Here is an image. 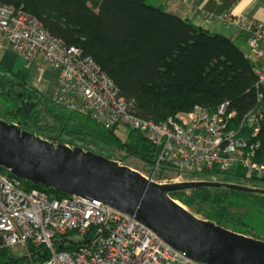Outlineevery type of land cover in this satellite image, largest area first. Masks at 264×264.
Masks as SVG:
<instances>
[{
    "label": "trees",
    "instance_id": "obj_1",
    "mask_svg": "<svg viewBox=\"0 0 264 264\" xmlns=\"http://www.w3.org/2000/svg\"><path fill=\"white\" fill-rule=\"evenodd\" d=\"M0 1L36 16L66 45L78 46L85 55L94 58L114 80L121 94L131 101V110L144 118L160 123L196 105L213 111L223 103L237 111L240 121L249 113L257 114L260 108L264 113V99H259L262 89L257 86L256 62L251 52L248 55L236 39L212 32L179 15V9L170 11L148 0ZM202 1L192 3L204 19V10L217 15L231 12V9L216 12L205 9L200 5ZM165 2L169 5L188 0ZM29 76L28 70L15 71L0 60V108H3L0 117L18 122L38 134L54 135L59 141L111 158L125 154L127 161L137 155L154 162L153 147L149 152L144 150L146 143L151 146L145 133L130 129L128 140L123 141L115 128L106 129L92 116L57 103L54 93L48 96L39 91L28 83ZM19 93L26 101L36 103L31 114L21 107ZM262 116L258 115L260 131L255 138L257 161L264 160ZM245 125V130L251 129ZM0 171L18 177L2 166ZM245 175V168L239 163L228 170L214 167L187 173L191 179L264 189V178L249 183L243 178ZM23 182L28 189L38 188L52 197L70 196L42 184L24 179ZM172 195L204 218L264 239V193L199 187ZM59 246L67 247L64 241ZM30 249L32 256H17L12 248H4L0 250V264H32L49 255L43 246L30 245Z\"/></svg>",
    "mask_w": 264,
    "mask_h": 264
},
{
    "label": "built area",
    "instance_id": "obj_2",
    "mask_svg": "<svg viewBox=\"0 0 264 264\" xmlns=\"http://www.w3.org/2000/svg\"><path fill=\"white\" fill-rule=\"evenodd\" d=\"M203 14L207 21L219 19L238 28L247 38L262 89L259 99H264V21L243 12ZM0 48L23 55L40 71L52 69L57 103L92 116L106 129L124 126L145 133L154 155L146 175L158 182L202 180L187 173L228 170L238 163L245 168L247 182L264 178V160H256L255 140L262 108L242 121L228 103L213 111L196 105L160 123L144 118L131 110V101L94 58L78 46L66 45L36 16L1 1ZM26 186L22 178L0 171V250L18 247L30 253V245L43 246L48 257L32 264H199L134 216L101 200L52 197ZM62 241L67 247L59 246Z\"/></svg>",
    "mask_w": 264,
    "mask_h": 264
},
{
    "label": "water",
    "instance_id": "obj_3",
    "mask_svg": "<svg viewBox=\"0 0 264 264\" xmlns=\"http://www.w3.org/2000/svg\"><path fill=\"white\" fill-rule=\"evenodd\" d=\"M19 98L31 114L36 103L21 93ZM127 156L111 158L0 117V166L12 174L62 193L101 200L134 216L199 264H264V239L204 218L172 195L199 187L264 193L263 188L217 180L162 183L125 163Z\"/></svg>",
    "mask_w": 264,
    "mask_h": 264
},
{
    "label": "crops",
    "instance_id": "obj_4",
    "mask_svg": "<svg viewBox=\"0 0 264 264\" xmlns=\"http://www.w3.org/2000/svg\"><path fill=\"white\" fill-rule=\"evenodd\" d=\"M192 1L193 0H188V2H173L167 6V9L170 11L179 9V11H178L179 15L192 19L193 22L197 25L203 26V27L208 28V29H212V28L215 29V27H216L217 32L219 31L220 33L228 35L234 39L241 38L239 36L241 31L238 28H236L234 26H230V27L225 26L222 24V22L219 19H215V20H211V21H207L206 19H204L201 12L197 11L194 8ZM231 1H234V2L231 3V5H229L226 8L224 6L214 8V5L218 4L217 0H215V2H213V0H203L200 5L202 7H204L205 9L207 8V9L213 10L215 12H216V10L221 11L224 9H227V10L231 9V12H233V13H237V11H242L243 13H246L247 15H253V16L264 21V1H262V2L261 1L258 2V0H231ZM222 3H223V1H222ZM217 13H220V12H217ZM244 39H247V38H244ZM246 41L248 43V40H246ZM2 50H7V48L6 49H3V48L0 49V60L5 65H8L9 67L13 68L15 71L25 69V65L28 61L23 55L15 53V57H16L15 62L11 63L12 60H10L9 62H6L4 60V57L7 56V54L5 52H3ZM46 70H52V69L47 68ZM32 75L33 74H31L28 78L30 81V84L32 86L36 87L42 93H44V94L51 93V96H52L54 92L53 91L49 92L51 88L49 89L48 88V82L44 81L45 76L41 77V79H39V81L35 80L36 82H33V79H32L33 76ZM54 91H55V88H54Z\"/></svg>",
    "mask_w": 264,
    "mask_h": 264
},
{
    "label": "rangeland",
    "instance_id": "obj_5",
    "mask_svg": "<svg viewBox=\"0 0 264 264\" xmlns=\"http://www.w3.org/2000/svg\"><path fill=\"white\" fill-rule=\"evenodd\" d=\"M218 1H221V4L214 5V8H216V7H222V6H224L226 8L229 5H231V3L234 2V1H231V0H217V3H218ZM222 1H223V3H222ZM260 1L262 2L264 0H258V2H260ZM148 2L151 3V4H153V5H162L165 8L168 6L167 3L165 2V0H148ZM213 2H215V0H213ZM237 13H242V11H237ZM206 29H208V28H206ZM208 30H210L212 32H217L216 31V27H215V29L212 28V29H208ZM239 36L241 38H236V40H235L236 43L239 44L246 51V53L248 55H250V49H249L248 43L246 41L247 39H244L242 37V33H240ZM3 49H6V48H3ZM2 51L7 54V56L4 57V60L6 62H9L10 60H12L11 63L15 62V60H16L15 53L16 52H14V51H12V50H10L8 48H7V50H2ZM25 69L30 72V75L33 74L32 75L33 76L32 77L33 82H36L35 80H38L39 81V79H41V77L45 76L44 81L48 82V88L49 89L51 88L49 92H52V91L54 92V88L56 87V77L54 78V74L55 73L52 70H46V71H40L38 69L36 70L34 63L33 62H29V61L26 63ZM47 95L49 96V95H51V93H49ZM0 109H2V111H3V108H0ZM68 112L71 113L69 110H68ZM7 116L8 117H12L11 114H8ZM79 118H82V117L79 116ZM116 132L121 137V139L123 141H126V140H128L130 128H127V127H124V126H120V127L116 128ZM150 149H151L150 144L149 143H146L144 145V150L146 152H149ZM119 151L120 150H118V152ZM125 162L127 164L131 165V166H134L136 168H139L140 170H143L147 174L149 173V171H150V169L152 167V162L151 161L146 160V159H142V158H140V156H137V155L130 157L129 160H127ZM167 174H170V173H167ZM12 250L14 251V253L17 256H25V255H30L32 253L31 252V249H30V253H28V252L20 251V249L18 247L12 248Z\"/></svg>",
    "mask_w": 264,
    "mask_h": 264
},
{
    "label": "clouds",
    "instance_id": "obj_6",
    "mask_svg": "<svg viewBox=\"0 0 264 264\" xmlns=\"http://www.w3.org/2000/svg\"><path fill=\"white\" fill-rule=\"evenodd\" d=\"M243 35V34H242ZM243 37V36H242ZM243 38H245V37H243ZM139 169V168H138ZM142 172H144L143 170H141ZM145 173V172H144ZM146 174V173H145Z\"/></svg>",
    "mask_w": 264,
    "mask_h": 264
},
{
    "label": "flooded vegetation",
    "instance_id": "obj_7",
    "mask_svg": "<svg viewBox=\"0 0 264 264\" xmlns=\"http://www.w3.org/2000/svg\"><path fill=\"white\" fill-rule=\"evenodd\" d=\"M28 83H30L29 79H28Z\"/></svg>",
    "mask_w": 264,
    "mask_h": 264
}]
</instances>
